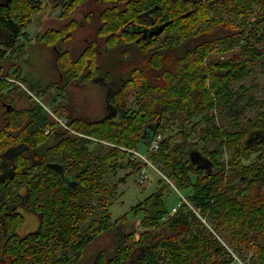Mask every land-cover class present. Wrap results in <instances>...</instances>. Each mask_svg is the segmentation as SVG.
Here are the masks:
<instances>
[{"label":"trees","instance_id":"obj_1","mask_svg":"<svg viewBox=\"0 0 264 264\" xmlns=\"http://www.w3.org/2000/svg\"><path fill=\"white\" fill-rule=\"evenodd\" d=\"M83 1L52 5L60 6L64 18ZM94 2L83 16L85 38L74 40L82 43L79 48L71 44L72 27H80L76 17L39 34L58 64L56 80L47 84L23 74L16 60L41 1L10 0L0 10V167L13 168L17 180L0 179V213L10 210L4 231L11 232L0 235L1 264H75L84 247L119 219L112 220L108 208L116 189L105 180L108 170L147 166L129 149L149 145L155 134L163 137L156 150L146 147L147 159L177 187L192 188L187 200L199 216L185 202L168 208L159 185L132 206L140 213L137 235L136 229L126 231L91 264H225L235 261L232 252L264 264V144L254 158L253 146L245 145L250 131L264 129V94H256L257 82L243 81L264 73V0ZM16 80L28 81L30 91L42 90L53 111L92 138L57 128ZM85 83L103 89L107 106L90 119L69 104ZM21 91L28 104L16 107ZM244 100L239 113L230 110ZM246 111L253 114L240 121ZM191 148L210 165H192ZM225 164L232 167L229 175ZM241 175L245 180H229ZM20 200L38 216L36 229L24 235L16 233Z\"/></svg>","mask_w":264,"mask_h":264},{"label":"rangeland","instance_id":"obj_2","mask_svg":"<svg viewBox=\"0 0 264 264\" xmlns=\"http://www.w3.org/2000/svg\"><path fill=\"white\" fill-rule=\"evenodd\" d=\"M40 1V10L36 14H33V20L28 24L26 28L30 39L26 41L23 46L22 54L16 57V60L19 62L23 74H34L36 77L41 79L42 84H47L53 83V81L56 80L57 73H59L58 64L54 63V60L56 58L55 52L51 49L50 46L43 45L44 43L40 41L39 34L44 30L49 29L50 27L56 28L60 26L62 23H65L69 17H76L75 19L77 21L80 20V27L76 31V27H72L73 30L71 39L73 40L71 44L79 48L82 43L74 42V40L80 39L81 37L85 38L86 30H88V25L83 18L84 14L87 12L84 11L89 7L93 8L95 5L93 4V0H85L81 7H79V9L75 13H72L68 17L61 18V16L59 15L61 12L60 6H53V0ZM21 40H19V42ZM250 78L251 79H249V77L245 78L243 81H245V83L257 82V84L259 85V88L257 90H260L261 84H264L263 73L257 72L250 76ZM24 83L25 85H28V81L24 80ZM90 84L91 83H85L83 86L75 88L74 90H76V92L72 98L73 101L72 103H69L70 106L75 107V109L78 108V110L84 112L88 119L94 118L103 111L105 112V108L107 107L104 101L105 97L103 96V89L96 87L95 85H93V83L91 85ZM48 91L50 93H53L55 91L54 87L51 86ZM32 92L37 98H39L47 106H49V108L53 109L52 103L42 90L35 88L32 89ZM258 94L261 95L262 93ZM17 96L19 99H15L13 102L16 107H23L28 104V100L24 91H21V93H17ZM76 113L77 111L74 112V114ZM162 137L163 136L161 135V138ZM176 138L177 137H174V139ZM191 139L193 141H197L199 144L197 135H193ZM94 144L95 143L91 144V148L94 147ZM146 147L149 149V145L144 146L142 144H139L138 151H140L147 157V153L150 151V149L149 151H146ZM190 150H194V148H191ZM143 170H145L144 173ZM105 180L107 181V183L116 184L114 194L111 198H109L111 199V202L108 208L110 211L111 219H119H117L116 224H112L108 228L107 232H102L92 242L84 247L80 259L75 264H90L93 256L98 251L110 253L114 248L115 242H118L121 240L120 238L125 237L126 231L132 229L135 231L136 229V236L137 231H139L140 229V213L136 215L132 210V206L138 201L143 200L151 192H154L159 185H164V188H162L164 197L163 199L165 205L168 208L170 206L172 207V205L177 204L181 199V195H183V197L187 200V195L192 190V188L188 189L177 187L164 172L160 171L159 167H157L156 164L152 163L148 164L147 166L141 165V167L140 165H137V168H117V171H115L114 173H111L110 170H108ZM37 224V214L33 212H27L20 225L21 229L19 231L21 233L32 231L36 228ZM112 230H114L115 232L113 233ZM118 233L119 235H117ZM118 236L119 238H117ZM221 241L224 243L223 240ZM235 254L238 258V260L235 259V264H252L247 259L240 257L236 252ZM246 254L248 256V252ZM255 264L260 263L256 262Z\"/></svg>","mask_w":264,"mask_h":264},{"label":"flooded vegetation","instance_id":"obj_3","mask_svg":"<svg viewBox=\"0 0 264 264\" xmlns=\"http://www.w3.org/2000/svg\"><path fill=\"white\" fill-rule=\"evenodd\" d=\"M9 1L10 0H0V10H2V11H6V8L8 7V3H9ZM85 1V0H84ZM83 1V2H84ZM93 4H95V2H94V0H93ZM222 5V4H221ZM221 5H220V7H221ZM79 9V7H76L75 8V10H74V12L73 13H75L77 10ZM89 9H92L91 7H89L87 10H85L84 12H88L89 11ZM38 10H40V8H38ZM245 12H249V9H246L245 10ZM6 16L7 17H9V20H12L13 21V16H10V14L8 13V12H6ZM237 23H239V21L237 20L236 21ZM13 23V22H12ZM242 26V25H241ZM250 27V25L249 26H247V28H249ZM246 31H247V29H246ZM245 31V32H246ZM141 36H143V37H145V36H147V33H141ZM238 50V49H237ZM263 75H264V73H263ZM249 76V75H248ZM248 78V77H247ZM245 79V78H244ZM243 79V80H244ZM249 79H251L250 78V76H249ZM245 82V81H244ZM250 91H252V90H250ZM258 93H262L261 95H259ZM256 94H258L259 96H262L263 94H264V90H256ZM242 103H245V100L244 101H242V102H236L235 104H233L232 106H231V108H230V110L231 111H233V112H240L241 111V105H242ZM6 107L7 108H10V105H6ZM253 114V112H248V111H246V113H245V117H241L240 118V121H245L246 120V118L247 117H249L250 115H252ZM67 118V117H66ZM68 120V119H67ZM246 122V121H245ZM69 123V122H68ZM74 128V127H73ZM75 129V128H74ZM61 130V129H60ZM76 130V129H75ZM49 131V130H48ZM48 131H46L45 130V132H48ZM62 131H64V130H62ZM76 131H78V130H76ZM64 132H67V131H64ZM78 132H80L79 134H76V133H71V132H67V133H69V134H73V135H80V136H83V137H90V138H92L90 135H88V134H85L84 132H82V131H78ZM95 139V138H94ZM262 144H264V129H261V130H259V129H255V130H252V131H250L249 133H248V135L246 136V138H245V145L246 146H253V149H251V156H250V158H254L255 156L256 157H258L259 155H260V153H261V151H257V149L262 145ZM89 145H91V143H89ZM230 156V151H226L225 153H224V157L225 158H228ZM243 162L244 163H247V161L246 160H244L243 159ZM51 165H53V166H57V164H51ZM214 166H216L217 168H216V170L218 169V170H220V164L219 163H217V160H216V164L214 165ZM220 167V168H219ZM225 171L227 172V175H229L230 173H231V171H232V167H231V165H229V164H225ZM13 168H9V167H0V179H8V180H11V179H13L14 180V182H16L17 180H16V178H14V172H13ZM229 180H231V181H243V180H245V176L244 175H241L240 177H235V176H233L231 179H229ZM228 185H232L231 184V182L228 184ZM19 192L20 193H24L25 192V187H24V185H22V183H20V186H19ZM20 203L19 204H16L15 205V208H16V210L17 211H20L21 213H22V219H21V222H20V224H19V226L17 227V229H16V233L18 234V235H24L25 233H27V232H25V233H21L19 230L21 229V223H22V221H23V218H24V216H25V214L27 213V212H32V211H28V210H26V207H25V202H22L21 200L19 201ZM7 213H10V210H8V209H5L4 210V212L3 213H0V235H3V237L4 238H8L9 237V235H10V231L8 230V231H4V229H5V223H4V218L6 217V214ZM34 213V212H33ZM38 217V216H37ZM116 224V223H115ZM38 225V224H37ZM37 227V226H36ZM36 229V228H35ZM33 231V230H32ZM113 231V233L115 232L114 230H112ZM28 232H30V231H28ZM107 232V231H106ZM117 235H119V233L117 234ZM117 238H119V236L117 237ZM120 239H122V238H120ZM119 242V241H118ZM117 244V242H115V245ZM115 245H114V247H115ZM113 250V249H112ZM1 255H2V253H1V250H0V264H1ZM93 258H94V256H93ZM93 260V259H92ZM91 263H92V261H91ZM90 263V264H91ZM236 262L234 261V262H232V264H235Z\"/></svg>","mask_w":264,"mask_h":264},{"label":"built area","instance_id":"obj_4","mask_svg":"<svg viewBox=\"0 0 264 264\" xmlns=\"http://www.w3.org/2000/svg\"><path fill=\"white\" fill-rule=\"evenodd\" d=\"M17 84H19L20 87H22L26 92H28L38 103H40L43 108L48 112L50 118L55 122V126H57V128L61 129V130H64V131H67V132H71V133H76V134H79L80 132L76 131L69 123H68V120L66 118L65 115L63 114H60L58 112H55L53 111L51 108H49V106H47L43 101H41L39 98H37L35 96V94L30 91L23 83H21L20 81L16 80L15 81ZM46 131L49 130V128L47 127L45 129ZM161 138V135L160 134H155V136L152 138L150 144H149V149L150 150H156L157 146H158V141L160 140ZM129 152L139 156L140 158H142L143 160H145L146 162H149V160L147 159V157L142 154L141 152L139 151H136L134 150L133 148L129 149ZM185 202L189 208L194 212L196 213L198 216H199V211L191 204L189 203L184 197L183 195H181V199L178 201L177 204L175 205H172L171 207V210L174 211L177 209V207L182 203V202ZM204 222L205 220L203 218H201ZM230 250V249H229ZM233 256H234V259L238 260L237 256L232 252ZM232 262L234 261H229V262H226L225 264H232Z\"/></svg>","mask_w":264,"mask_h":264},{"label":"water","instance_id":"obj_5","mask_svg":"<svg viewBox=\"0 0 264 264\" xmlns=\"http://www.w3.org/2000/svg\"><path fill=\"white\" fill-rule=\"evenodd\" d=\"M162 27L163 25L159 26V31H161ZM188 158L189 162L197 167H208L210 165V162L197 149L189 150Z\"/></svg>","mask_w":264,"mask_h":264}]
</instances>
